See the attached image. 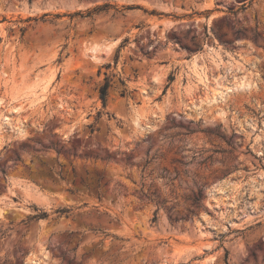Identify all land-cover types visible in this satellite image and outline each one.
<instances>
[{
	"label": "rangeland",
	"instance_id": "rangeland-1",
	"mask_svg": "<svg viewBox=\"0 0 264 264\" xmlns=\"http://www.w3.org/2000/svg\"><path fill=\"white\" fill-rule=\"evenodd\" d=\"M3 116L0 264H264V0H0Z\"/></svg>",
	"mask_w": 264,
	"mask_h": 264
},
{
	"label": "trees",
	"instance_id": "trees-1",
	"mask_svg": "<svg viewBox=\"0 0 264 264\" xmlns=\"http://www.w3.org/2000/svg\"><path fill=\"white\" fill-rule=\"evenodd\" d=\"M78 15H81V14L76 13L74 16H78ZM109 87H110V84L108 81H106V83L100 88V91H99V98L102 101L104 107L107 106ZM36 217L38 219L46 218V217H48V214H47V212H42L41 214L37 215ZM156 219H157V215H155V217H154V220H156Z\"/></svg>",
	"mask_w": 264,
	"mask_h": 264
},
{
	"label": "bare ground",
	"instance_id": "bare-ground-1",
	"mask_svg": "<svg viewBox=\"0 0 264 264\" xmlns=\"http://www.w3.org/2000/svg\"><path fill=\"white\" fill-rule=\"evenodd\" d=\"M244 85L246 86V84H241V86H244ZM212 100H213V99H212ZM15 111L18 112L19 109H18V110H15ZM0 121L3 122L4 124H7L8 121H9V117H4V116H3V117H1Z\"/></svg>",
	"mask_w": 264,
	"mask_h": 264
}]
</instances>
